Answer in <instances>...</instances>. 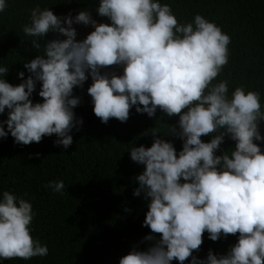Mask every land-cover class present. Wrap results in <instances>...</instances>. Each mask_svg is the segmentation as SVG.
<instances>
[{
    "label": "clouds",
    "instance_id": "9594fccd",
    "mask_svg": "<svg viewBox=\"0 0 264 264\" xmlns=\"http://www.w3.org/2000/svg\"><path fill=\"white\" fill-rule=\"evenodd\" d=\"M6 8V0H0V12ZM97 11L112 23H97L87 10L73 18L39 6L31 9L25 35L56 31L66 39L49 41L44 54L26 63L35 78L19 85L4 80L8 67L0 66V113L10 110L6 123L11 135L28 145L56 134L61 138L57 144L71 145L73 108L80 102L73 89L83 86L89 70L93 83L88 93L102 122L127 121L133 105L149 116L157 108L170 117L179 115L184 144L178 155L171 142L160 138L151 147L131 148V159L146 165L135 191L150 198L144 224L161 238L146 251L133 248L119 264H171L174 259L183 264L199 251L205 231L213 241L239 233L227 255L209 251L206 264H264V152L254 143L264 139L258 127L264 120L260 93L239 85L229 96L227 80L213 83L229 62L230 35L202 14L182 24L171 5L159 0H101ZM74 23L92 24L95 30L77 41ZM113 65H124L123 75L101 74ZM36 81H42L43 102L34 104L30 96ZM3 124L0 138L8 135ZM211 133L219 134L203 142L201 137ZM228 134L235 149L216 155ZM46 187L63 193L65 183L50 181ZM34 215L28 200L3 192L0 259L48 254L47 245L31 234ZM192 264H198L195 257Z\"/></svg>",
    "mask_w": 264,
    "mask_h": 264
},
{
    "label": "trees",
    "instance_id": "16d2710c",
    "mask_svg": "<svg viewBox=\"0 0 264 264\" xmlns=\"http://www.w3.org/2000/svg\"><path fill=\"white\" fill-rule=\"evenodd\" d=\"M159 2L171 5L182 24L202 14L230 35L229 62L213 83L227 80L229 96L239 85L259 91L264 111V0ZM6 3L7 8L0 12V66L8 67L2 78L14 86L29 76L35 78L25 64L44 54V46L49 41L66 39L56 31L42 37L25 35L23 27L30 23L31 9L39 6L42 10L51 9L57 16L70 14L73 18L87 10L97 23H112L110 17L101 16L97 11L101 0H6ZM72 26L77 31V41L86 39L95 30L92 24ZM33 41L41 48H36ZM123 71L124 65H113L102 68L101 74L123 75ZM20 72L24 73L23 77ZM86 75L88 79L83 86L73 89V96L80 102L73 108L75 124L69 133L73 143L67 148L56 143L61 139L56 134L45 135L39 143H17L7 128L10 110L6 107L0 113V121L8 132L0 138V199L4 191H10L32 204L35 215L31 234L49 249L43 257L0 259V264H119L133 248L146 251L161 238L144 224L150 198L143 191L137 196L135 191L140 187L137 177L146 165L131 159V148L151 147L160 138L171 142L178 155L184 144L179 135L180 116L170 117L159 108L154 116H149L146 112H137L133 105L127 121L110 118L107 123L102 122L94 113V103L88 93L93 83L90 70ZM41 88L42 81H36L30 96L34 104L43 102L39 95ZM258 127L264 137V120ZM218 134L203 135L201 139L207 143ZM254 143L264 152V139ZM235 145L230 134L225 135L215 154H230ZM60 180L65 183L63 193L46 187L50 181ZM150 235L154 237L152 240L145 239ZM238 240L239 233L221 234L213 241L205 231L199 251H193L183 264H192L193 257L198 264H206L209 251L218 257L227 255ZM171 264L181 262L174 259Z\"/></svg>",
    "mask_w": 264,
    "mask_h": 264
}]
</instances>
